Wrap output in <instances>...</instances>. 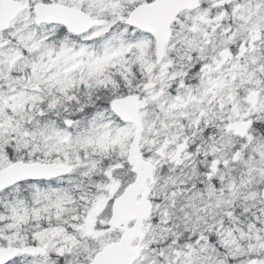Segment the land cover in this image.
I'll list each match as a JSON object with an SVG mask.
<instances>
[{
    "label": "snow or ice",
    "instance_id": "obj_1",
    "mask_svg": "<svg viewBox=\"0 0 264 264\" xmlns=\"http://www.w3.org/2000/svg\"><path fill=\"white\" fill-rule=\"evenodd\" d=\"M0 264H264V0H0Z\"/></svg>",
    "mask_w": 264,
    "mask_h": 264
}]
</instances>
